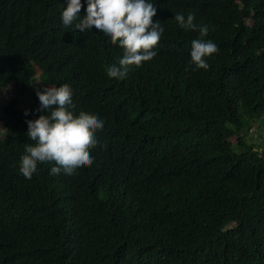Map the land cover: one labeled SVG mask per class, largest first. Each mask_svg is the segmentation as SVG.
I'll list each match as a JSON object with an SVG mask.
<instances>
[{"label": "trees", "instance_id": "16d2710c", "mask_svg": "<svg viewBox=\"0 0 264 264\" xmlns=\"http://www.w3.org/2000/svg\"><path fill=\"white\" fill-rule=\"evenodd\" d=\"M68 2L0 0V264H264V0H149L157 55L122 80L106 69L123 50L65 28ZM176 13L208 26L207 70L189 64L199 32ZM36 66L39 90L67 83L75 112L104 121L72 175L19 171L43 114L37 90L18 106Z\"/></svg>", "mask_w": 264, "mask_h": 264}, {"label": "clouds", "instance_id": "9594fccd", "mask_svg": "<svg viewBox=\"0 0 264 264\" xmlns=\"http://www.w3.org/2000/svg\"><path fill=\"white\" fill-rule=\"evenodd\" d=\"M80 9L81 0H69L62 11L65 28L76 21L75 29L82 32L91 31L94 26L123 50L118 62L107 67L109 78L122 80L133 66L140 67L157 55L154 49L164 28L160 21L153 22L157 10L149 0H88L87 15L82 18ZM174 19L181 28L199 32V37L191 42L189 64L207 70L210 67L207 58L218 52L216 44L204 39L208 26L194 23V13L186 18L176 13ZM36 94L43 114L27 121V135L34 143L25 144L20 173L31 179L41 163H53L55 166L50 169L53 175L61 170L72 175L79 168L91 166L94 159L91 150L98 144L96 132L103 128L104 121L87 111L75 112L73 92L67 83L37 89Z\"/></svg>", "mask_w": 264, "mask_h": 264}, {"label": "rangeland", "instance_id": "374dc122", "mask_svg": "<svg viewBox=\"0 0 264 264\" xmlns=\"http://www.w3.org/2000/svg\"><path fill=\"white\" fill-rule=\"evenodd\" d=\"M43 83V72L41 71L40 67L36 66V72L32 79L31 86L29 90L26 92V94L19 98L18 106L20 108H23L33 102L34 94L37 89L41 86ZM12 91V84H8L5 88H0V109L5 107L7 104V100L11 97L10 94ZM253 129L250 130V135L252 134ZM234 138V137H233ZM233 142H236L235 139H233Z\"/></svg>", "mask_w": 264, "mask_h": 264}]
</instances>
